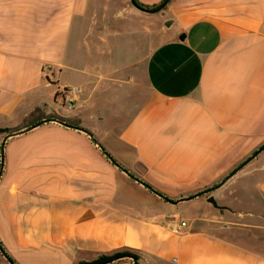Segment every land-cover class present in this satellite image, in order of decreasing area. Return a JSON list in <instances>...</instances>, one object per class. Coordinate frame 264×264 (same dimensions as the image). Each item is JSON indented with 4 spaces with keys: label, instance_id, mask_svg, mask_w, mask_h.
Wrapping results in <instances>:
<instances>
[{
    "label": "crops",
    "instance_id": "0c3cea01",
    "mask_svg": "<svg viewBox=\"0 0 264 264\" xmlns=\"http://www.w3.org/2000/svg\"><path fill=\"white\" fill-rule=\"evenodd\" d=\"M129 2L0 0V129L26 128L38 108L45 118L78 119L132 175L186 198L219 184L264 144V0H171L165 15ZM93 8L105 10L98 17ZM131 22L153 39L133 61L121 43ZM164 31L171 34L162 39ZM69 90H77L71 108ZM48 98L60 101L57 110L44 111ZM257 170L172 204L86 133L47 122L6 142L0 241L17 264H74L81 252L125 247L140 261L264 264V254L211 229L231 232L230 220L180 218L189 223L180 233L169 226L175 211H209L211 194L236 214L245 181L256 207L264 163Z\"/></svg>",
    "mask_w": 264,
    "mask_h": 264
},
{
    "label": "rangeland",
    "instance_id": "374dc122",
    "mask_svg": "<svg viewBox=\"0 0 264 264\" xmlns=\"http://www.w3.org/2000/svg\"><path fill=\"white\" fill-rule=\"evenodd\" d=\"M129 5H130V2H129ZM92 10L94 12H97L98 17H101L105 9L93 8ZM116 10L117 9H108V11H116ZM146 30L147 29L145 25H143V23L131 22L127 32L123 34V40L121 43H122L123 48H125V50L128 51L130 61H133L135 59H140L145 54L148 53L151 40L153 39L150 38L151 34H149ZM170 34H171V31H164V34L162 35V39L169 37ZM61 92L63 91H60V93ZM124 98L125 97L120 98L119 102H123ZM59 104H61L59 100L54 101L53 99L48 98L45 101L43 109L45 112L46 111L53 112L54 110H57L59 108ZM121 105H125V104H121ZM263 163H264V151L263 153L260 154L256 162L250 164V166H245L243 168V171L250 170L253 172L257 168L259 170L260 165H262ZM243 171L241 172L242 175H245L247 173L249 174V172L244 173ZM261 177L262 176H260L259 178ZM245 183H246L245 186H243L245 187V189L243 188V190L239 191L238 193L240 197L242 198V203H241V208L236 214H231L229 212H226L225 210L215 208L212 204H210L211 205L210 210L206 211L205 213L204 211L193 209V211L188 210L185 212L175 211V214H176L175 216L177 217L178 220H180V218L195 219V218L205 216L207 218L217 219L218 220L216 222L217 226L221 225V223H224L225 219L230 220L232 227H233L231 232L225 233L222 230H219V228H211V229L213 230V232H216L218 234L225 236L226 238L234 240L238 242L239 244L251 250L264 254V200L259 201L256 207L250 208L249 206L250 202L248 201L247 199L248 196L246 195V191H248L249 193L251 192L249 190L250 182L245 181ZM218 202L220 205L222 204L220 203V201ZM186 205L188 204L186 203L182 204L181 208ZM223 215H226V216L223 217ZM98 256L99 255L93 254V253L81 252L79 254V260H77L74 264L81 262V261H87V262L93 261ZM125 259L128 260V258H125ZM121 260H118V261H121ZM129 260H130L129 262L130 264H134V260L132 258H130ZM0 264H9L8 261L3 257L1 252H0ZM138 264H167V263H163L160 261L149 262L143 259L141 261L138 260Z\"/></svg>",
    "mask_w": 264,
    "mask_h": 264
},
{
    "label": "water",
    "instance_id": "95a60500",
    "mask_svg": "<svg viewBox=\"0 0 264 264\" xmlns=\"http://www.w3.org/2000/svg\"><path fill=\"white\" fill-rule=\"evenodd\" d=\"M171 0H163L159 5L155 6V7H145V6H141L136 0H130V3L133 7H135L136 9H138L139 11L141 12H144V13H148V14H162V15H165V9L166 7L168 6V4L170 3ZM171 21L169 20L167 22V24H169ZM181 39H185V34H182L181 35ZM47 122H55V123H58L62 126H65V127H68V128H71V129H75V130H78V131H81V132H84L86 133L92 140L93 142L102 150V152L109 158V160L116 166L118 167L119 169H121L124 173H126L127 175L131 176L133 179H135L137 182L141 183L142 185L144 186H147L153 193L157 194L159 197L163 198L164 200L172 203V204H177L181 201H187V200H191L195 197H198L202 194H210L212 193L213 191L217 190L218 188H220L221 186H223L230 178H232L234 175H236L239 171H241L249 162H251L253 159H255L261 152L264 151V144L261 145L249 158H247L245 161H243L239 166H237L233 171H231L219 184L207 189V190H204V191H201L199 193H196L194 195H191L189 197H186V198H181V199H178V200H173V199H170L169 197L159 193L158 191H156L154 188L148 186L144 181L140 180L138 177L132 175L130 173L129 170H127L123 165H121L118 161H116L114 159V157L109 153V151L104 147V145L102 144V142L97 139V137L94 135L93 132H91L90 130L82 127V126H78V125H75V124H69L67 123L65 120H63V118H45L31 126H28L24 129H21V130H18V131H13V132H9L5 135V137L3 138L2 140V143H1V163H0V179L2 177V174H3V171H4V160H5V146H6V142L9 138L11 137H14V136H17V135H20V134H23V133H26L44 123H47ZM207 202H209L210 204H212L215 208H218V209H226V210H230L231 209L227 206H224V205H220L219 202L217 201L216 197L214 194H211L208 196L207 198ZM0 252L1 254L3 255V257L8 261L9 264H16L10 257V255L7 253V251H5L0 243ZM125 258H131V257H123V258H116L114 261H118V260H121V259H125ZM134 260V264H138V260L135 259V258H132ZM113 261H109L105 264H110L112 263Z\"/></svg>",
    "mask_w": 264,
    "mask_h": 264
},
{
    "label": "trees",
    "instance_id": "16d2710c",
    "mask_svg": "<svg viewBox=\"0 0 264 264\" xmlns=\"http://www.w3.org/2000/svg\"><path fill=\"white\" fill-rule=\"evenodd\" d=\"M141 6H145V7H149V6H146L142 3H140L138 0H136ZM60 95V92H57L56 93V96H59ZM42 110L41 109H36L30 116V121L29 123L26 125L27 127L30 126V125H33L39 121H41L43 118H45L46 116H44L41 112ZM47 118H61L57 115H49ZM62 119V118H61ZM67 123L69 124H75V125H78L80 126L81 125V122L80 120L78 119H64ZM11 132V129H0V133H9ZM1 243V241H0ZM3 249L6 251V249L4 248L3 244L1 243ZM8 253V252H7ZM9 254V253H8ZM10 255V254H9ZM131 257V258H135L137 260H140L141 257L136 253V251H134L133 249H130L128 247H125V248H121V249H117V250H114L110 253H104V254H100L96 259H94L93 261H81V262H78L76 264H105L109 261H113L112 263L116 262L114 261L116 258L120 257V258H123V257ZM11 259L15 262V260L12 258V256L10 255ZM16 263V262H15ZM17 264V263H16Z\"/></svg>",
    "mask_w": 264,
    "mask_h": 264
},
{
    "label": "built area",
    "instance_id": "2783aa9c",
    "mask_svg": "<svg viewBox=\"0 0 264 264\" xmlns=\"http://www.w3.org/2000/svg\"><path fill=\"white\" fill-rule=\"evenodd\" d=\"M76 94H77V90L65 91L64 102L67 105V107H69V108L72 107L73 101H74V96ZM169 226L173 231L180 233L189 227V223L186 220H178L176 217H173L169 221Z\"/></svg>",
    "mask_w": 264,
    "mask_h": 264
}]
</instances>
